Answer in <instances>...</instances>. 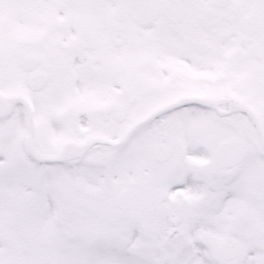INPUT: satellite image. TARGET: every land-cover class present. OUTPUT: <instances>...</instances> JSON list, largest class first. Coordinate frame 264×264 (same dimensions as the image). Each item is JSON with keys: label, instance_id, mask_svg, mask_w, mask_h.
<instances>
[{"label": "snow or ice", "instance_id": "1", "mask_svg": "<svg viewBox=\"0 0 264 264\" xmlns=\"http://www.w3.org/2000/svg\"><path fill=\"white\" fill-rule=\"evenodd\" d=\"M0 264H264V0H0Z\"/></svg>", "mask_w": 264, "mask_h": 264}]
</instances>
